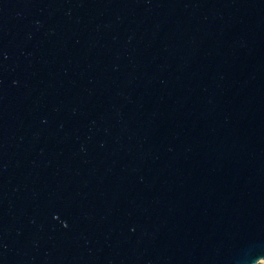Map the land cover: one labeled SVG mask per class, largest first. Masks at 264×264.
Here are the masks:
<instances>
[{
  "label": "water",
  "instance_id": "95a60500",
  "mask_svg": "<svg viewBox=\"0 0 264 264\" xmlns=\"http://www.w3.org/2000/svg\"><path fill=\"white\" fill-rule=\"evenodd\" d=\"M264 0H0V264H260Z\"/></svg>",
  "mask_w": 264,
  "mask_h": 264
},
{
  "label": "rangeland",
  "instance_id": "374dc122",
  "mask_svg": "<svg viewBox=\"0 0 264 264\" xmlns=\"http://www.w3.org/2000/svg\"><path fill=\"white\" fill-rule=\"evenodd\" d=\"M260 264H264V260L260 261Z\"/></svg>",
  "mask_w": 264,
  "mask_h": 264
}]
</instances>
